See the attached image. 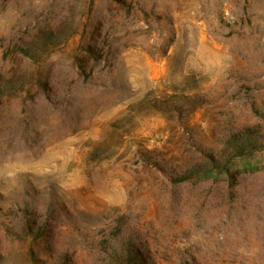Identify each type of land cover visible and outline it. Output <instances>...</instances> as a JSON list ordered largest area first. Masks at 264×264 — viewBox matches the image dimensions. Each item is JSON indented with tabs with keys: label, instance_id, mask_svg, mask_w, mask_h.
Masks as SVG:
<instances>
[{
	"label": "rangeland",
	"instance_id": "1",
	"mask_svg": "<svg viewBox=\"0 0 264 264\" xmlns=\"http://www.w3.org/2000/svg\"><path fill=\"white\" fill-rule=\"evenodd\" d=\"M0 264H264V0H0Z\"/></svg>",
	"mask_w": 264,
	"mask_h": 264
},
{
	"label": "trees",
	"instance_id": "2",
	"mask_svg": "<svg viewBox=\"0 0 264 264\" xmlns=\"http://www.w3.org/2000/svg\"><path fill=\"white\" fill-rule=\"evenodd\" d=\"M219 165L215 162L211 163L208 167H206L204 169V176H215L214 175V172H217L216 171V168L218 167ZM219 172V171H218Z\"/></svg>",
	"mask_w": 264,
	"mask_h": 264
}]
</instances>
